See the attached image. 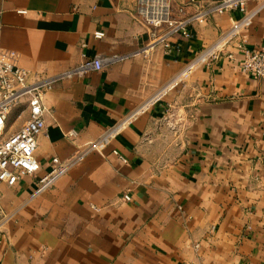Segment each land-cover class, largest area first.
I'll list each match as a JSON object with an SVG mask.
<instances>
[{"label": "crops", "instance_id": "obj_1", "mask_svg": "<svg viewBox=\"0 0 264 264\" xmlns=\"http://www.w3.org/2000/svg\"><path fill=\"white\" fill-rule=\"evenodd\" d=\"M188 4L174 0L173 15L180 5L190 14ZM135 6L136 0H0V47L15 52L21 68L46 77L74 68L82 54H134L152 31ZM246 11L255 15L242 37L248 49L258 48L264 0H249ZM241 17L214 16L190 26L188 39L173 35L171 55L156 47L62 80L45 95L46 130L35 151L40 169L0 186V264H264V79L240 72L239 56L221 57L161 93ZM20 110L11 112L7 134L27 120V112L16 119ZM133 114L101 154L88 153L38 193L52 158L67 160Z\"/></svg>", "mask_w": 264, "mask_h": 264}, {"label": "built area", "instance_id": "obj_2", "mask_svg": "<svg viewBox=\"0 0 264 264\" xmlns=\"http://www.w3.org/2000/svg\"><path fill=\"white\" fill-rule=\"evenodd\" d=\"M249 0H218L207 5L195 4L188 0L192 12H186V5L177 7V17L173 15L172 4L174 0H136L135 12L138 19L149 28L150 41L140 52L129 55H110L87 57L81 55V63L67 72L53 77L32 74L18 65V56L15 52L0 47V186L13 187L26 177L34 176L40 169L35 157L37 139L46 130L45 114L49 110L44 105L45 95L60 81L73 78H83L91 72H99L120 62L146 54L148 51L161 47L165 54L177 52L170 44L173 35L190 38L189 27L204 25L214 16H221L229 12H239L242 17L235 22L231 29L221 33L217 40L190 61L185 68L170 83L165 85L161 93L165 94L178 87L199 66H209L225 57L229 62L239 56L238 69L253 79H264V43L258 48L248 49L242 37V32L250 25L255 13H247L246 4ZM187 5V6H188ZM164 30L157 33L156 30ZM93 37L100 40L103 32H94ZM18 112L19 119L23 112L28 118L21 128L7 134L9 116L13 110ZM134 114L108 129L97 140L80 146L74 155L65 161L52 158L49 162V172L39 179L38 193L50 188L52 184L64 175L72 166L78 164L90 152L101 154L133 120ZM75 133H68L66 137L72 138ZM123 163L126 160L112 150ZM123 201H130L127 195L120 197Z\"/></svg>", "mask_w": 264, "mask_h": 264}, {"label": "rangeland", "instance_id": "obj_3", "mask_svg": "<svg viewBox=\"0 0 264 264\" xmlns=\"http://www.w3.org/2000/svg\"><path fill=\"white\" fill-rule=\"evenodd\" d=\"M0 227H1V224H0Z\"/></svg>", "mask_w": 264, "mask_h": 264}]
</instances>
